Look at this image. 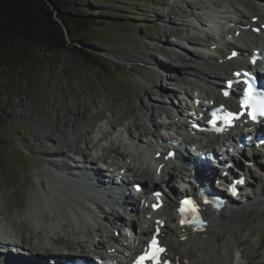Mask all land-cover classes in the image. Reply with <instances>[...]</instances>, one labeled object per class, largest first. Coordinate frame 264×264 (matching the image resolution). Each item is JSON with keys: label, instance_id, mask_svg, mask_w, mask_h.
<instances>
[{"label": "rangeland", "instance_id": "rangeland-1", "mask_svg": "<svg viewBox=\"0 0 264 264\" xmlns=\"http://www.w3.org/2000/svg\"><path fill=\"white\" fill-rule=\"evenodd\" d=\"M61 1L66 5L69 3L70 8L63 5L64 8L83 22L84 30L78 31V46L93 54V62L86 61L77 52L62 50L55 53L35 47L19 67L0 68V226L6 223L20 233L27 232L30 227L27 211L31 199L38 197L40 200L44 193L48 195L44 176L57 177L46 171V165L66 174L78 165L79 174L83 173L84 156L77 146L90 158L95 156V161L101 155L111 157L116 154L112 147H117L125 156L128 136L137 140L149 134L153 129L152 120L162 113L160 110L152 116L144 105L157 107L163 103L167 110H174L171 104L161 100L159 89L153 86L157 72L152 68L154 58L166 59L170 51L171 62L176 60L177 63L176 54L184 52L190 64L197 62L198 57L192 51H184L182 46L197 53L195 46H200L186 38L194 34L192 23L198 16L203 22L209 20L205 9L214 0ZM236 2L243 4L244 10L252 8L242 0ZM154 9L161 18L154 16ZM131 19L135 22L129 26ZM71 26L73 30L78 29L74 23ZM171 29L181 31V37L169 36ZM160 37H165L164 41ZM83 41L86 44L83 45ZM163 64L172 68L167 59ZM182 76H186L185 73ZM186 79L187 76L182 81L188 82ZM160 82L161 85L168 82L182 87L191 84L167 78L159 79ZM144 89L151 93L146 95ZM130 98L136 105L141 103L134 113L125 107ZM68 108L70 112L66 110ZM70 113H77V123H65L72 117ZM138 122L141 128L135 126ZM59 138L64 139L59 142ZM262 185L261 178L253 179L250 196L262 195ZM18 203L23 206H17ZM170 209L164 210L167 237L171 236L170 229L175 227L169 218ZM61 238L64 237L61 235ZM238 241L237 245L233 242L232 248L242 253L240 264H264V225L259 221L251 223L250 229L241 235L240 245ZM184 250L181 244L175 246V252L178 251L182 258L187 254ZM206 250V247L202 252L193 249L194 259L202 261Z\"/></svg>", "mask_w": 264, "mask_h": 264}, {"label": "bare ground", "instance_id": "bare-ground-1", "mask_svg": "<svg viewBox=\"0 0 264 264\" xmlns=\"http://www.w3.org/2000/svg\"><path fill=\"white\" fill-rule=\"evenodd\" d=\"M250 8L251 9H248L249 11L247 9L241 10L240 8L239 9L236 8V10L240 13V18H241V20L238 23H241L243 25L247 23H252L250 17L255 16L256 14L258 16L262 15V13L257 10V6L250 5ZM182 11L183 10L181 9V12ZM153 12L156 18H161L156 9H154ZM129 21H131L129 26H132V24L135 22L132 19ZM177 31L178 29H175V30L171 29V31L169 32L170 33L169 35L175 34V32ZM197 38L198 37H195V36H189V38H186V39L188 41H191L192 43H196L198 40ZM160 40L162 41L164 39L160 37ZM231 41H234V39L227 41L228 42L227 44L231 45L229 44L231 43ZM210 44H213V42H210ZM232 47H235V46H232ZM159 49L165 50L163 47H160ZM218 52L220 54L219 57H223L227 54V53H223L220 51ZM170 54L171 52L168 51V55L166 56L168 63H170L169 61ZM219 57L216 55L215 59L217 60ZM176 58H180L179 59V64H180L179 69L174 71L175 74L173 75L172 73H166L165 74L166 77L168 78L176 77L177 80H181L180 83H184L182 80L185 81L186 76H182V73H185L191 76L195 75V77H199V75L200 76L207 75L205 73V69L201 67L200 64L189 65L188 63L184 61V59L182 58L180 54H178ZM155 60H156L155 61L156 64L157 63L161 64L163 68L168 69L166 67V64H163L161 60H159L157 57L155 58ZM237 62L238 61L236 60H225L221 64H216V65L213 63L207 62L206 67L213 68L211 71H209V74L210 72H212V75L208 76V78L213 77V76L217 77L221 75L220 69L224 70V72H228V70H230L231 68H234V63H237ZM155 74L156 76L154 77L158 83H154L153 86L159 89L160 98L162 99L163 97H171L172 95H174V92L171 89H168L163 84L161 85V82L159 84V79L162 78V75H161L162 73L156 72ZM167 89L171 91L172 93L168 92ZM179 89H183V87H180ZM144 92L146 95H149L151 93V91L148 89H144ZM213 95L218 96V92H214ZM135 97L140 98L139 94H135ZM125 107L129 109L130 112L134 113L136 109H139L141 107V103L140 105L139 104L136 105L130 98V100L128 99L126 100ZM154 107H153V104H150L149 106L144 105V109L146 108L147 112L151 111L152 116L155 115V113H158V111L160 110L161 112L163 111L166 112L167 110L165 108V104L163 103H161V105H158L155 108ZM127 109L126 111H128ZM66 110L68 112L71 111L70 108ZM70 115H72V117H69V120L67 122L65 121V123H68V122H71L72 124L77 123L78 121L76 119L77 113H74V114L70 113ZM135 126L141 128V125L139 122L135 123ZM82 137L85 138L84 136ZM64 138H59L58 141L62 142ZM64 143L65 142H63V144ZM76 149L83 154L84 161L86 163H89L90 156L89 155L87 156L85 152H83V150L79 148L78 146L76 147ZM111 150L112 152H115L118 155H123L122 152L119 153V150L117 149V147H112ZM102 158L103 157H99V159H102ZM253 159L255 160V158ZM253 159H250V160H253ZM124 166L125 168L128 167L127 170L131 171L135 177L138 176L141 179H144L146 182H150V180L152 179V175L155 173V169H157L156 164H152V169H150L149 166L140 167V165H137L136 163L132 165L125 164ZM168 167H170L169 163L165 162V165L161 171H163L164 173V168H168ZM99 175H100V178L105 176L103 171L99 172ZM46 178H47V181L45 184L47 186L46 187L47 191L45 192L48 195L46 197H43L45 195L44 193V195L40 198V200L38 197L37 199L35 197L31 199L30 206H33V207L30 208L29 206V209H28L29 211H27V214L30 217V223H29L30 227L28 228L27 232L25 231V233H23L24 231H21L20 233L14 230V233L21 237L22 239L21 242L22 243L24 242L23 243L25 247L24 249H26L30 254V256L28 257H22L25 260L24 264H32V263L36 264L35 263L36 261L37 263L39 262L41 264H45V262L42 260L49 259L48 257H51V256L61 255L60 252L65 256L66 254V253L64 254L65 251L71 250L72 248L81 247L82 243L79 242L80 237H89L90 231H98L99 228L101 227L96 222V219L94 218L95 214L93 213L92 208L88 204L90 199L86 195L88 194L87 191L92 192L94 188L84 186L85 184H82V183L76 184L75 182L69 181L67 179H61L55 176L46 177ZM163 178H165V174L161 175L160 181H163ZM39 181L40 183H44L42 180H39ZM101 181H102L101 179H97V182H101ZM145 192H148V189H146ZM94 193H95V190L93 191V194ZM245 198L247 199L250 205L249 208H242L241 205L232 203L231 207H226L225 209L215 214L211 212L208 215L209 224L206 227V230L201 233L192 232L188 230L180 231L179 228L177 227L171 230L174 237L176 238V241L177 242L179 241V243L184 245V248L187 251V254H185L187 257L186 259L189 263L193 264V261H192L193 249H197L202 252L204 251V247H206L207 248L206 256L203 257V261L205 263L203 264H211L212 262H215L217 264H240L238 253L234 252L232 248L233 242L235 241V245H237L236 240H239L238 241L239 245L241 244L240 237L242 234H244L247 230L250 229L251 223L253 224V222L259 221V223L264 225V211H263L264 190L262 191V195H260L259 197L246 196ZM17 206L22 207L23 205L22 203H18ZM56 207L60 209V212H58V210L57 211L55 210ZM47 210L49 211L46 212ZM40 215L42 217L41 220H40ZM159 215L163 217L164 213L159 212ZM172 215L173 214H171V216ZM43 226L45 227V229H47L48 227L49 228L51 227L50 229L52 230L57 229V230L53 232L52 230L48 229V230H45L44 234H42L41 227ZM151 226H152V221L150 219L146 220L145 223L142 225L135 226V228L138 230L137 239L133 240L130 243L129 247L127 248V251L129 254H133L136 251V248L141 243V237L148 233V231L151 229ZM105 230L108 232L110 231L107 227H105ZM62 233H65L67 235V239L61 238ZM96 235L97 234H95L93 237L92 236L90 237L94 239ZM109 235L111 236V234ZM183 236H185L184 240L181 239ZM163 238H164V242H166L169 245L168 247V251H169V249L174 247L175 242L174 240H172V238H168V240L167 238H165V236ZM52 243H55V247ZM220 247H222V251H219ZM34 254L36 255V257L32 256ZM72 254H75V253H72ZM240 256L242 258V253ZM22 258H19L18 260ZM117 261L119 264L122 263V260L120 261L118 260V258H117Z\"/></svg>", "mask_w": 264, "mask_h": 264}, {"label": "trees", "instance_id": "trees-1", "mask_svg": "<svg viewBox=\"0 0 264 264\" xmlns=\"http://www.w3.org/2000/svg\"><path fill=\"white\" fill-rule=\"evenodd\" d=\"M63 5L71 6L61 0H0L1 69L19 67L35 47L55 53L77 52L93 62V54L78 46V31L84 30L83 22ZM71 23L78 25V29L73 30Z\"/></svg>", "mask_w": 264, "mask_h": 264}, {"label": "snow or ice", "instance_id": "snow-or-ice-1", "mask_svg": "<svg viewBox=\"0 0 264 264\" xmlns=\"http://www.w3.org/2000/svg\"><path fill=\"white\" fill-rule=\"evenodd\" d=\"M225 95H227V93H225ZM249 98H251V92H249ZM245 104H247V101L244 102ZM260 114L264 115V100H261L260 102ZM183 211V209H182ZM194 211V209H193Z\"/></svg>", "mask_w": 264, "mask_h": 264}]
</instances>
